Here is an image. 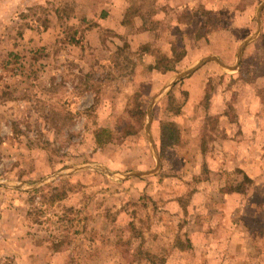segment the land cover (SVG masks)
I'll return each mask as SVG.
<instances>
[{
  "label": "rangeland",
  "instance_id": "rangeland-1",
  "mask_svg": "<svg viewBox=\"0 0 264 264\" xmlns=\"http://www.w3.org/2000/svg\"><path fill=\"white\" fill-rule=\"evenodd\" d=\"M112 1L0 0V264H264V106L244 104L260 73L213 68L199 103L201 66L167 86L264 0Z\"/></svg>",
  "mask_w": 264,
  "mask_h": 264
},
{
  "label": "crops",
  "instance_id": "crops-1",
  "mask_svg": "<svg viewBox=\"0 0 264 264\" xmlns=\"http://www.w3.org/2000/svg\"><path fill=\"white\" fill-rule=\"evenodd\" d=\"M113 1H114L115 5H112V3H110L107 5V8H105L106 11H109L111 14H115V9H116L115 6L116 5L122 4V2L120 0H113ZM202 2L206 6V8L209 10L218 11V10L229 9V10H232L235 12H237V10H238V8L236 6V4L238 3V0H207V2H204V0H203ZM123 5L124 4H122V7L120 6L118 11L123 10V13H124V11H125V9H127L128 5L125 4L124 7H123ZM226 5H227V7H226ZM263 11H264V1H262L261 4L257 5L255 8L254 26H252L251 22L249 24H247L248 26H242V28H241V26H239V28H238L239 33L237 34V33H231L233 29L237 28V26H235V24H233L234 26L231 25L227 28L222 29L220 31L219 37L214 38V39L211 38L210 42L208 41V44H210L208 47H211L212 44H218V43L221 44L220 40L223 39L222 44L220 45L219 52H217V53L215 52L214 54H209L206 57L217 56L222 61V63L224 65H221L217 60H210L201 66L200 71L202 73L200 75L203 76V79H204L203 87L200 89V91H199V88L197 89L198 98L193 97L192 94L190 93L191 97H190V100H188V104L191 101H192V103L193 102L199 103L202 100V97H204V94L206 93V83H205L206 81L205 80L208 77V75H212L211 73L213 72V68H215V70L216 69L219 70L222 73V75L223 74L226 75V73H228L227 72L228 70L232 71L234 74H232L231 78L234 77L235 81L241 80L243 77L242 76L243 74L256 75L257 72H259L260 75L258 74V77H254V81L252 82L257 89V93L256 94L254 93L255 92V89L253 88L254 86L251 85V89H249V91H250V103L251 104L250 103L248 104V102H245V103L243 102V103L245 104V107H249V105L253 106V107L264 106V92L262 95H260L258 93L259 92L258 87H260V86H258V84L261 81H264V20L262 18ZM120 20H122V17ZM244 27H246L247 29L243 30ZM145 35L147 36V34H145V32L141 34V36H145ZM249 38H251L250 41H248L246 43V45L243 46V44ZM224 43H226L228 45L223 48ZM249 53H250V55H249ZM256 54H257V57H256L257 61L260 58V61L262 62V64H261L262 70H260L261 68L258 70H255L254 69V67H255L254 63H249V61L246 60L247 58L249 59L251 56L254 57ZM206 57H204V58H206ZM245 57H247V58L245 59ZM252 59H254V58H252ZM214 61L218 62L220 65L217 67H212L211 65H209L210 63H212ZM245 65H246V67H244ZM257 65L260 66L259 62ZM209 67L212 69L208 70ZM215 70H214V72H215ZM173 72L176 73L173 70L166 71V73H173ZM214 72H213V74H214ZM232 72H229V73H232ZM174 80H176V78H174L173 81ZM173 81H171V82H173ZM263 87H264V84H262V88ZM262 91H264V88L262 89ZM258 114H259L258 111H254L252 114V117L256 118V119H260ZM254 123H256L258 125L257 121H255ZM258 128L260 130L259 126H258ZM261 129L262 130H260V131L264 135V127ZM258 164H259V159L257 157L251 166H248L246 163H244V161H240L237 165H235V168L244 170L247 173L250 172V175L252 176L253 172H251L250 169H252V167L254 165L255 169H253V170L256 171V168L260 167ZM259 175H258V173H255V177H258Z\"/></svg>",
  "mask_w": 264,
  "mask_h": 264
},
{
  "label": "trees",
  "instance_id": "trees-1",
  "mask_svg": "<svg viewBox=\"0 0 264 264\" xmlns=\"http://www.w3.org/2000/svg\"><path fill=\"white\" fill-rule=\"evenodd\" d=\"M171 62V59L168 58L167 56H162L160 59L159 65L156 66L158 69H163L164 71L168 70H174V65ZM185 104V101H183L180 104H175L176 109L173 110L175 114H179L181 110L183 109ZM139 113L141 115H144L146 119V112H142V110H139ZM145 123V120L143 121ZM110 132L106 129H100L98 132L95 134L96 142L99 145L107 144L110 140ZM161 146L163 148L170 147V146H175L179 144V130L177 125L173 121H166L162 124V130H161ZM56 190V189H55ZM239 191V190H238ZM57 197L55 196L54 199ZM53 199V200H54Z\"/></svg>",
  "mask_w": 264,
  "mask_h": 264
},
{
  "label": "water",
  "instance_id": "water-1",
  "mask_svg": "<svg viewBox=\"0 0 264 264\" xmlns=\"http://www.w3.org/2000/svg\"><path fill=\"white\" fill-rule=\"evenodd\" d=\"M251 38H249L244 44L243 46L246 45V43L248 41H250ZM210 60H217L221 65H224L222 63V61L217 57V56H209V57H206L204 59H202L200 62L196 63V64H193L192 66H190L187 70H185L183 73L179 74L176 78V80H174L173 82H170L169 85L167 86H172L174 83H176L177 81L181 80L182 78H184L185 76L191 74L192 72H194L197 68H199L200 66H202L204 63H206L207 61H210ZM150 115V118H151V113H149ZM150 127V119L148 121V125H147V128L149 129ZM158 158V157H157Z\"/></svg>",
  "mask_w": 264,
  "mask_h": 264
}]
</instances>
